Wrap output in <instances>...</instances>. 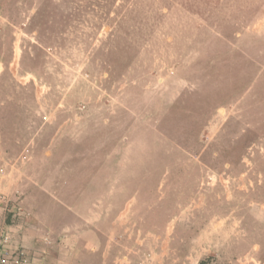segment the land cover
Returning <instances> with one entry per match:
<instances>
[{
  "label": "rangeland",
  "instance_id": "1",
  "mask_svg": "<svg viewBox=\"0 0 264 264\" xmlns=\"http://www.w3.org/2000/svg\"><path fill=\"white\" fill-rule=\"evenodd\" d=\"M0 189L44 264H264V0H0Z\"/></svg>",
  "mask_w": 264,
  "mask_h": 264
},
{
  "label": "crops",
  "instance_id": "2",
  "mask_svg": "<svg viewBox=\"0 0 264 264\" xmlns=\"http://www.w3.org/2000/svg\"><path fill=\"white\" fill-rule=\"evenodd\" d=\"M3 202H4V197L1 196L0 197V248H4V246L7 247L8 245H10L13 248H15V249H12V252L14 250L15 252L14 254H18V251H19L18 246H29L31 249L27 251V256L23 257L24 261L23 262L21 261L20 264H44V260H45L44 258H41L39 256L37 257L33 256V254L35 253V250H34L35 247L33 243H35V241H21L22 238H25V240H27V237L26 236L23 237L22 235H25L26 231L29 232L30 234V229H27V228H25V230L19 229L16 232L17 234L11 233V232H14V230L16 229L15 224L13 223L14 220L11 217L14 215V213H9V209L6 208V205ZM6 236L8 240H10L11 238L12 241H7V244L4 245L3 241H6L4 240V237Z\"/></svg>",
  "mask_w": 264,
  "mask_h": 264
},
{
  "label": "built area",
  "instance_id": "3",
  "mask_svg": "<svg viewBox=\"0 0 264 264\" xmlns=\"http://www.w3.org/2000/svg\"><path fill=\"white\" fill-rule=\"evenodd\" d=\"M4 240L5 237H4ZM4 245L7 244V241H3ZM0 248V264H20V262L24 261V258L20 254H14L15 252L9 251L8 249L5 248ZM23 258V259H22Z\"/></svg>",
  "mask_w": 264,
  "mask_h": 264
}]
</instances>
